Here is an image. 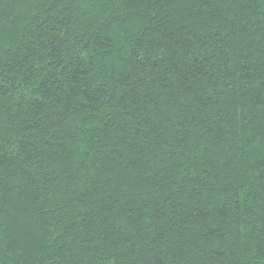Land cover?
<instances>
[{
    "label": "trees",
    "instance_id": "16d2710c",
    "mask_svg": "<svg viewBox=\"0 0 264 264\" xmlns=\"http://www.w3.org/2000/svg\"><path fill=\"white\" fill-rule=\"evenodd\" d=\"M0 264H264V0H0Z\"/></svg>",
    "mask_w": 264,
    "mask_h": 264
}]
</instances>
